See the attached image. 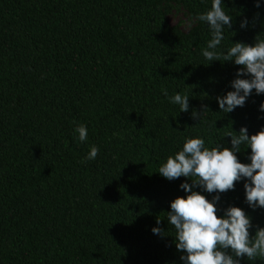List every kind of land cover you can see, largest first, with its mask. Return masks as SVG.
I'll return each mask as SVG.
<instances>
[{
	"label": "trees",
	"instance_id": "1",
	"mask_svg": "<svg viewBox=\"0 0 264 264\" xmlns=\"http://www.w3.org/2000/svg\"><path fill=\"white\" fill-rule=\"evenodd\" d=\"M224 4L233 27L218 50L264 39V7ZM210 7L211 0H0V264H182L167 211L186 195V178L169 181L159 167L186 138L230 147L226 133L264 128V95L254 90L244 107L220 112L216 97L231 90L240 66L203 57L211 34L198 17ZM173 11L188 31L184 20L170 23ZM164 90L188 92L189 111ZM79 124L86 142L74 133ZM92 145L96 159L83 162ZM243 148L238 159L250 162ZM229 205L252 217L250 234L264 227V209L248 207L243 182L222 194L219 207ZM158 218L162 236L151 231Z\"/></svg>",
	"mask_w": 264,
	"mask_h": 264
},
{
	"label": "clouds",
	"instance_id": "2",
	"mask_svg": "<svg viewBox=\"0 0 264 264\" xmlns=\"http://www.w3.org/2000/svg\"><path fill=\"white\" fill-rule=\"evenodd\" d=\"M255 7H264V0H255ZM226 8L224 0H211V7L198 17L207 24L211 34L202 52L207 64L221 61L240 66L230 81L231 90L216 97L220 112L224 114L244 107L253 90L256 95H264V39L256 40L254 44L233 42L226 50H218L225 39V29L229 31L233 27V14ZM248 27L249 19L243 17L240 28ZM164 94L180 112L189 111L191 95L188 92L169 96L164 90ZM206 109L204 106L200 113L193 111V117L200 119ZM258 112L264 114V101L258 106ZM74 133L78 134L80 142L88 140L86 125H77ZM223 137H230V147L220 143L206 147L201 136L186 138L182 148L168 156L158 170L169 181L186 178L179 185L186 195L172 200L167 211V222L175 229L174 244L181 253L182 264H241L245 258L248 261L264 258V227H256L252 235V217L244 208L237 205L219 207L222 194L243 182L248 207L264 209V128L249 135L248 128L242 126L235 134L230 131ZM242 145L243 150L251 149L250 162L238 159ZM98 153L99 148L92 145L83 162L95 160ZM204 193L210 194L211 198ZM160 223L158 218L156 226L151 228L153 235H164Z\"/></svg>",
	"mask_w": 264,
	"mask_h": 264
},
{
	"label": "rangeland",
	"instance_id": "3",
	"mask_svg": "<svg viewBox=\"0 0 264 264\" xmlns=\"http://www.w3.org/2000/svg\"><path fill=\"white\" fill-rule=\"evenodd\" d=\"M168 19L171 24H177L179 21L184 20L185 23L183 25V29L188 31L190 28V22L185 18L182 12L173 11V13L168 16Z\"/></svg>",
	"mask_w": 264,
	"mask_h": 264
}]
</instances>
